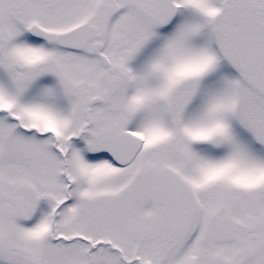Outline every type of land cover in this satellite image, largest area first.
Returning a JSON list of instances; mask_svg holds the SVG:
<instances>
[{"label":"snow or ice","instance_id":"obj_1","mask_svg":"<svg viewBox=\"0 0 264 264\" xmlns=\"http://www.w3.org/2000/svg\"><path fill=\"white\" fill-rule=\"evenodd\" d=\"M0 264H264V0H0Z\"/></svg>","mask_w":264,"mask_h":264}]
</instances>
